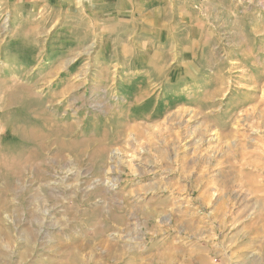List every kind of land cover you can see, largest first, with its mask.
Returning a JSON list of instances; mask_svg holds the SVG:
<instances>
[{
  "label": "rangeland",
  "instance_id": "rangeland-1",
  "mask_svg": "<svg viewBox=\"0 0 264 264\" xmlns=\"http://www.w3.org/2000/svg\"><path fill=\"white\" fill-rule=\"evenodd\" d=\"M0 264H264V0H0Z\"/></svg>",
  "mask_w": 264,
  "mask_h": 264
}]
</instances>
